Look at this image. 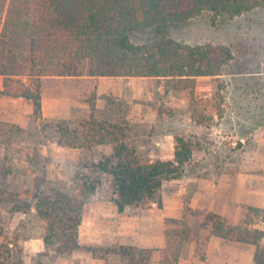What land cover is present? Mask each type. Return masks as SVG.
<instances>
[{
	"label": "trees",
	"instance_id": "1",
	"mask_svg": "<svg viewBox=\"0 0 264 264\" xmlns=\"http://www.w3.org/2000/svg\"><path fill=\"white\" fill-rule=\"evenodd\" d=\"M258 7H264V0H0V94L29 100L36 117L42 115L43 77H154L163 80L166 91L181 92L192 99L196 77L221 75L233 53L224 44L175 40L168 36L165 24L183 23L205 11L233 18ZM18 27L30 38L27 81L16 77L7 62L8 36ZM139 29L152 30L153 39L134 43L130 34ZM95 111L93 99L88 117L74 122L49 120L47 124L68 148L112 146V152L90 169L110 176L112 201L120 212L128 206L157 202L165 182L183 177L195 160L197 143L184 135L175 136L173 158L147 159L128 143L123 123L98 118ZM10 126L20 130L18 125ZM100 182L97 177H84L73 193L26 188L17 194L13 209L24 213L34 209L44 224L45 245L68 256L82 247L80 227L86 197ZM206 219L214 236L253 245L254 264H264V229L259 227L264 208L246 206L236 224L214 212ZM164 224L165 247L160 249L159 264H178L190 239L188 222L167 217ZM16 246L15 237L0 220V264H23L21 259H13ZM87 249L94 255L118 257L106 264H151L157 251L126 244Z\"/></svg>",
	"mask_w": 264,
	"mask_h": 264
},
{
	"label": "rangeland",
	"instance_id": "2",
	"mask_svg": "<svg viewBox=\"0 0 264 264\" xmlns=\"http://www.w3.org/2000/svg\"><path fill=\"white\" fill-rule=\"evenodd\" d=\"M164 27L175 40L189 44H224L233 53V59L221 75L196 77L192 99L181 92L166 91L163 80L154 77H136L132 84L105 85L104 89L95 79L47 78L41 81V88L46 94L56 95L61 103L59 115L47 118L43 113L36 117L30 111V101L15 102L0 94V220L6 231L15 237L18 246L13 251L18 255L25 241L42 236L44 230L34 209L28 213L13 209L17 194L23 189L41 187L48 191L55 188L73 193L84 177H97L101 182L96 191L86 197L85 206L96 200L113 202L110 176L90 169L103 155L112 152V146L102 144L91 150L68 148L47 124L49 120L74 122L88 117L93 99L95 115L123 123L128 143L147 159L173 158L177 135L196 141L195 160L186 167L183 176L185 184H189L192 177L218 181L224 172L235 176L241 169L250 172L256 163L264 162L259 148L264 146V7L233 18L205 11L197 18L183 23L169 22ZM130 38L142 44L151 41L153 33L150 29H139L133 31ZM29 45L30 38L23 27L9 33L7 62L11 72L25 81ZM98 102L103 106L98 107ZM47 110L52 112L53 107L49 105ZM10 125H18L20 130ZM175 183L165 182L159 200L153 202L155 210L163 208L165 196L171 199V204L177 202ZM150 205L140 207L146 211ZM207 214L185 206L182 218L188 222L190 239L184 246V255H188L193 239L199 241L200 251L203 250ZM227 220L234 223L231 218ZM153 223L157 225L154 220ZM88 236L85 226L83 244L78 250L104 258L106 263L115 262L114 255H94L89 251V246L104 245H87ZM16 259L26 264L21 256Z\"/></svg>",
	"mask_w": 264,
	"mask_h": 264
},
{
	"label": "crops",
	"instance_id": "3",
	"mask_svg": "<svg viewBox=\"0 0 264 264\" xmlns=\"http://www.w3.org/2000/svg\"><path fill=\"white\" fill-rule=\"evenodd\" d=\"M47 78L55 80L95 79L100 83V88L104 89L105 85L110 87L124 83L132 84L136 77H94L86 75L43 77L41 81ZM2 89L3 78L0 76V91ZM100 94L101 92H99ZM4 97L15 102L24 100V98ZM41 101L44 117L55 118L59 115L61 103L56 95L46 94L45 90L42 89ZM49 105L53 107L52 112L47 110ZM29 106L30 111L33 112L31 102H29ZM97 106L102 107L103 105L98 102ZM259 148L260 153L264 155V146L260 145ZM252 170L246 172L241 169L235 176H232L230 172H224L218 181L210 178L192 177L189 178V184H185L183 177L171 180L176 181L175 190L179 199L176 203L171 204V199L165 196L163 208L158 211L152 207L153 203L146 211L141 207L128 206L120 212L113 202L107 203L104 200H96V203L87 205L84 209L83 222L80 227L81 246L83 244L82 230L87 226L89 233L87 245L126 244L156 249L151 264H159L160 249L165 247L164 220L167 217L182 218L185 213V206L204 211V213L220 214L225 218L233 219L234 223L239 222L244 207L264 208V162L256 163ZM114 220L115 226H113ZM153 220L157 225H154ZM136 226H139V229H135ZM259 227L264 229V221L259 223ZM203 230L207 235L202 252L199 248V241L193 239L188 255H184V247L183 255L178 264H254L255 247L253 245L216 237L211 233L209 225H206ZM19 254L13 251V259L21 256L26 264H106L104 258L95 257L85 250H76L71 255L61 256L45 245L41 235L25 241ZM115 258L117 261L118 257L115 256Z\"/></svg>",
	"mask_w": 264,
	"mask_h": 264
}]
</instances>
